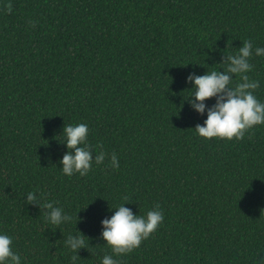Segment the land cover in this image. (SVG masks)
Masks as SVG:
<instances>
[{
    "label": "trees",
    "instance_id": "16d2710c",
    "mask_svg": "<svg viewBox=\"0 0 264 264\" xmlns=\"http://www.w3.org/2000/svg\"><path fill=\"white\" fill-rule=\"evenodd\" d=\"M243 40L264 47V0H0V231L22 264H100L124 198L164 219L118 264H264V124L203 138L186 99L188 75L224 71ZM249 61L264 101V56ZM81 122L106 156L68 176L63 126ZM45 201L72 221L48 225Z\"/></svg>",
    "mask_w": 264,
    "mask_h": 264
},
{
    "label": "clouds",
    "instance_id": "9594fccd",
    "mask_svg": "<svg viewBox=\"0 0 264 264\" xmlns=\"http://www.w3.org/2000/svg\"><path fill=\"white\" fill-rule=\"evenodd\" d=\"M253 54L264 56V47L253 48L252 41L243 40L234 53L227 52V61L221 62L224 71L213 69L204 74L192 72L188 75L186 79L192 86L186 88L190 90L186 99L190 100L199 113L203 114L207 110L203 124H196L194 127L196 134L208 139L219 137L239 140L244 137L246 130L264 124V101L254 94V90L259 87V81L248 75L253 68L249 61ZM237 76L239 80L234 81ZM212 97L216 98V102L208 107L205 101ZM88 132L86 123L64 124L62 140L68 150L60 160L63 174L72 176L79 173L84 176L92 168L93 162H104V151L95 152L93 156L94 147L88 142ZM110 163L113 168H119V159L115 152L110 156ZM37 199L36 192L27 193L28 203ZM124 199L123 203L111 205L115 209L114 213L110 218L102 220V237L106 245L110 246L112 254L103 255L100 264H118L117 256L133 251L163 222L164 216L159 205L149 209L145 215H140L126 207L129 200ZM42 206L50 210L44 214L48 225L59 226L72 221V216L65 213L62 207H54L53 202L45 201ZM85 237L87 236L82 232L69 234L64 241L65 246L78 253L82 247H88ZM12 241V236L0 231V264H22L19 253L13 251Z\"/></svg>",
    "mask_w": 264,
    "mask_h": 264
}]
</instances>
